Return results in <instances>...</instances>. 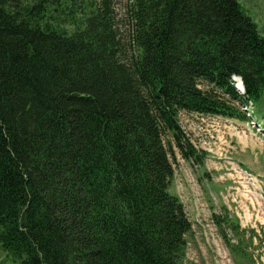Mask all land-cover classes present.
Segmentation results:
<instances>
[{
  "label": "trees",
  "instance_id": "16d2710c",
  "mask_svg": "<svg viewBox=\"0 0 264 264\" xmlns=\"http://www.w3.org/2000/svg\"><path fill=\"white\" fill-rule=\"evenodd\" d=\"M131 14L128 57L107 0H0V247L17 264H180L192 225L172 147L205 153L179 112L264 120V36L239 0ZM212 217L254 264L238 223Z\"/></svg>",
  "mask_w": 264,
  "mask_h": 264
},
{
  "label": "rangeland",
  "instance_id": "374dc122",
  "mask_svg": "<svg viewBox=\"0 0 264 264\" xmlns=\"http://www.w3.org/2000/svg\"><path fill=\"white\" fill-rule=\"evenodd\" d=\"M107 1L113 10L124 56L130 57L134 53L131 41L134 33L131 14L133 0ZM239 1L264 36V0ZM232 79L237 86L239 78ZM248 113H251V109ZM178 119L195 149L205 153L202 165L191 164L172 147L173 177L169 192L182 202L192 225L185 237V255L180 264H250L244 257L231 253L212 220L213 214L221 217L227 215L231 221L237 222L243 239L240 247L250 255L254 264H264L263 130H248L250 125H246L245 121L186 111H180ZM263 121L257 123L248 120L259 129ZM229 236L237 241L232 233ZM0 264L17 262L0 247Z\"/></svg>",
  "mask_w": 264,
  "mask_h": 264
},
{
  "label": "crops",
  "instance_id": "0c3cea01",
  "mask_svg": "<svg viewBox=\"0 0 264 264\" xmlns=\"http://www.w3.org/2000/svg\"><path fill=\"white\" fill-rule=\"evenodd\" d=\"M233 121H238V120H233Z\"/></svg>",
  "mask_w": 264,
  "mask_h": 264
},
{
  "label": "bare ground",
  "instance_id": "6f19581e",
  "mask_svg": "<svg viewBox=\"0 0 264 264\" xmlns=\"http://www.w3.org/2000/svg\"><path fill=\"white\" fill-rule=\"evenodd\" d=\"M238 79V78H237ZM238 81H239V79H238Z\"/></svg>",
  "mask_w": 264,
  "mask_h": 264
}]
</instances>
